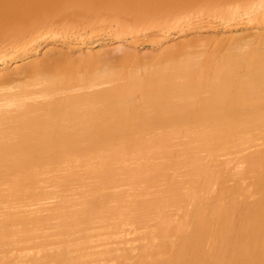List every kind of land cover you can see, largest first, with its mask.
Returning a JSON list of instances; mask_svg holds the SVG:
<instances>
[{
	"label": "bare ground",
	"instance_id": "obj_1",
	"mask_svg": "<svg viewBox=\"0 0 264 264\" xmlns=\"http://www.w3.org/2000/svg\"><path fill=\"white\" fill-rule=\"evenodd\" d=\"M0 264H264V0H0Z\"/></svg>",
	"mask_w": 264,
	"mask_h": 264
},
{
	"label": "rangeland",
	"instance_id": "obj_2",
	"mask_svg": "<svg viewBox=\"0 0 264 264\" xmlns=\"http://www.w3.org/2000/svg\"><path fill=\"white\" fill-rule=\"evenodd\" d=\"M145 46H147V45H142V46H140L141 50H147V47H145ZM144 47H145V48H144ZM115 53H116V51H115ZM58 57H59V58H58ZM60 59H61L60 56H57V57H55V59H52V61L54 60L53 62L60 63V64H63V65H64L63 61H61ZM55 60H56V61H55ZM52 61H51V62H52ZM116 62H117V61H116ZM119 62H121V60H120ZM124 62H125V64H127L126 61H123V60H122V64H124ZM127 62H128V61H127Z\"/></svg>",
	"mask_w": 264,
	"mask_h": 264
}]
</instances>
